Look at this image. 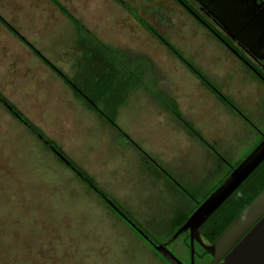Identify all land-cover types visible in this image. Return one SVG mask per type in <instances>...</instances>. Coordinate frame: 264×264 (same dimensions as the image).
<instances>
[{
	"label": "rangeland",
	"instance_id": "374dc122",
	"mask_svg": "<svg viewBox=\"0 0 264 264\" xmlns=\"http://www.w3.org/2000/svg\"><path fill=\"white\" fill-rule=\"evenodd\" d=\"M60 1L116 46L113 53L154 63L146 64L144 88L119 107L116 125L125 135L75 102L74 91L0 22V94L105 194L92 190L0 102V264H168L137 230L153 240H170L169 249L185 263L184 235L170 239L175 209L200 204L263 139L264 83L175 0L125 1L239 113L216 99L113 0ZM20 2L37 7L31 5L36 0H0V16L45 58L74 72L77 56L71 59L68 42L75 27L47 0L38 1L32 19H20L13 6ZM36 27L45 28L48 37L33 33ZM150 90L174 99L215 152L187 133Z\"/></svg>",
	"mask_w": 264,
	"mask_h": 264
},
{
	"label": "trees",
	"instance_id": "16d2710c",
	"mask_svg": "<svg viewBox=\"0 0 264 264\" xmlns=\"http://www.w3.org/2000/svg\"><path fill=\"white\" fill-rule=\"evenodd\" d=\"M49 1L75 27V37L73 39V43L77 51V58H75L76 61L73 67L74 72L72 75H68L59 68L55 67V65L47 60L35 47H33L25 38H23L10 23H8L1 16L0 22L12 34L25 43L30 48V50L38 58H40L42 62L47 64L52 69V71H54L56 75L59 76L63 82H65L71 88V90L74 91L75 97L79 98L89 110L97 113L103 120L107 121L116 130H120L116 125V117L118 115L119 107L124 104L127 97L134 90L140 87L144 88V77L146 72L150 70L146 64L148 62V64L152 65V61L148 59V57L145 58L146 61L144 63H141L138 59H132L129 61V59H125V57L122 55L113 53V50H115L114 48L116 47L111 46L98 38L79 18L74 16L68 10L63 3H61L59 0ZM113 1L127 10L148 33H150L156 40L165 46V48L175 58H177L191 72H193L203 84V86L212 91L223 104L227 105L232 111L238 112L229 98L224 95V93H222L215 84H213L191 61H189L176 46H174L166 37L160 34L154 28V26L139 17L125 0ZM198 17L200 18L199 21H204L203 17ZM199 21L197 22L199 23ZM219 35L221 34H218V36ZM227 49L238 56V53H236L237 49L234 46L227 47ZM151 69V72L154 71V67ZM151 72H149L150 75ZM146 87L150 89L148 86ZM150 91L152 92L153 98L157 100L160 106L167 110L173 116V118L181 124L187 133L215 152L213 145H211L205 139L202 133L187 118L184 117L173 99H168V97L165 96L160 90H157L158 93H153L154 91L152 90ZM0 97L6 102L5 108L7 111L13 117L18 119L23 125H25V127L30 132H32L42 142H44L46 147L52 150L56 157L63 164L73 170V172L78 177H80L82 181L86 182L88 186L92 188V190L101 193L103 196L105 195L98 188L93 178L88 175L87 172L81 169L72 159H70L55 144L53 140L48 138L37 126H35L12 102L7 100L2 94H0ZM51 145L53 146V149L59 152L65 159H62L58 154H56L55 151L51 149ZM233 168H231V171ZM223 180L224 179H222L221 182ZM263 188L264 160L250 173V175L247 176V178L242 181V183L219 205L215 211H213L207 220L199 227V232H201V235L209 241L217 237ZM181 189H183V191L188 195H192L190 192H188V190H186L185 187L181 186ZM197 206H193L191 208H186L184 206L176 207L174 217L170 221L169 233L171 235L176 231V229H178V227H180L188 215L192 213V211ZM118 211H120V209ZM146 234L148 233L146 232ZM152 241L160 242L153 239ZM153 250L159 254V252L154 248ZM186 251L189 256L190 248L187 247ZM159 255L166 263L170 264L161 254Z\"/></svg>",
	"mask_w": 264,
	"mask_h": 264
},
{
	"label": "water",
	"instance_id": "95a60500",
	"mask_svg": "<svg viewBox=\"0 0 264 264\" xmlns=\"http://www.w3.org/2000/svg\"><path fill=\"white\" fill-rule=\"evenodd\" d=\"M217 6L216 11L213 12L214 17L226 26L227 32L231 36L236 35L241 40L251 37L253 42L256 43V39H258L256 38L257 34L261 30L258 28L252 29L248 26L241 27L239 24L241 15L233 6L231 7L232 9L229 6L226 9L227 6L224 3ZM250 20H254V18L252 17ZM242 42L247 45L245 41ZM0 102L6 105L5 100L1 97ZM50 147L53 149L52 145ZM54 151L62 159H65L59 152ZM263 160L264 137L173 233L170 239H175L181 232L189 230L190 264H193V241L197 239L198 226L219 207ZM152 245L170 264H182L180 260L166 249L165 245ZM204 247L212 257L209 264H264V188L210 245H205ZM222 257V261L218 263V260Z\"/></svg>",
	"mask_w": 264,
	"mask_h": 264
},
{
	"label": "flooded vegetation",
	"instance_id": "af4514ba",
	"mask_svg": "<svg viewBox=\"0 0 264 264\" xmlns=\"http://www.w3.org/2000/svg\"><path fill=\"white\" fill-rule=\"evenodd\" d=\"M175 1L178 4H180L184 9H186L196 19V21L200 20L198 16L203 17L205 22L201 20L202 22L199 21V23L203 25L206 29H208L210 33H212V35L215 36L217 40L221 42L224 46L226 47L234 46L237 49L236 52L238 53L237 57L242 61L244 65H246L253 72V74L262 83H264V0H175ZM221 3H224V5L227 6L226 9H228V6L230 9H232L231 7L233 6L234 9H236V11L240 13L241 21L239 24L241 27L248 26L251 27L252 29L258 28L259 30H261V32L257 34L256 38L258 39H256V43L253 42V39L251 37L241 40L236 35L231 36L230 33L227 32L228 30L226 29V26L218 19H216L213 14V12L216 11V8L218 7L217 5L218 4L220 5ZM252 17L254 18V20H250ZM216 32L221 35L218 36ZM242 41H245L247 45H245ZM251 48L253 49V51ZM206 220L207 218L205 219V221ZM204 222H202L198 226L197 239L193 241V248H194L193 264H209L210 261L212 260L211 255L208 253V251L205 249L204 246L210 245L216 239V237L213 240L209 241L201 235V232H199V227ZM137 232L152 247H153L152 244H163L165 245L166 249L173 254V252L169 249L170 240L154 242L152 241V239L148 238V236H146L147 237L146 238L145 237L146 234L143 235L138 230ZM180 234L184 235L183 245L185 249L187 247L190 248L189 230L187 229L181 232ZM175 257L177 258V256ZM223 257L220 260H218V263L222 261ZM182 264H190V254L188 256V261Z\"/></svg>",
	"mask_w": 264,
	"mask_h": 264
},
{
	"label": "crops",
	"instance_id": "0c3cea01",
	"mask_svg": "<svg viewBox=\"0 0 264 264\" xmlns=\"http://www.w3.org/2000/svg\"><path fill=\"white\" fill-rule=\"evenodd\" d=\"M17 1H20V0H17ZM38 1L39 0H36V2H37V4L39 5H37V4H31L32 5V7L33 6H37L36 8H27L26 7V2H20V3H18V4H16V5H13V6H15V8L16 9H18L19 10V15H21L20 16V19H24V18H28V20H30V19H32L36 14H37V8L38 7H40V4L38 3ZM60 1V0H59ZM47 2H48V4H50L51 6H53V7H55L52 3H50V1L49 0H47ZM61 2V1H60ZM115 2V1H114ZM42 4H46V3H42ZM118 4V3H117ZM65 5V4H64ZM119 5V4H118ZM120 6V5H119ZM56 8V7H55ZM57 9V8H56ZM58 10V9H57ZM5 19V18H4ZM66 19V18H65ZM6 20V19H5ZM67 20V19H66ZM69 22V21H68ZM70 23V22H69ZM84 23V22H83ZM11 24V23H10ZM12 25V24H11ZM72 24L70 23V26H71ZM12 26H14V25H12ZM87 26V25H86ZM14 28L17 30V31H19L18 30V28L17 27H15L14 26ZM89 28V27H88ZM44 30H46L45 28H38V27H36L35 29H32V32L33 33H41V32H44ZM93 31V30H92ZM45 33V32H44ZM93 33H94V31H93ZM95 34V33H94ZM14 35V34H13ZM96 35V34H95ZM22 36V35H21ZM97 36V35H96ZM23 37V36H22ZM38 37V36H37ZM48 36L46 35V33H45V39L47 38ZM74 37H75V35L74 36H72V39L68 42V45H69V47L71 48V51H72V53H70V56H71V59H72V57H75V56H77L76 55V53H77V51H76V48H75V45H74V43H73V45H71V43H72V41H73V39H74ZM98 37V36H97ZM50 38H51V36L49 37V40H50ZM99 38V37H98ZM26 39V38H25ZM39 39V38H38ZM27 40V39H26ZM102 40V39H101ZM20 42H22L21 40H19ZM28 41V40H27ZM103 42H105L104 40H102ZM33 47H35V48H37L32 42H30V41H28ZM23 43V42H22ZM105 43H107V42H105ZM107 44H109V45H111V46H114V45H112V44H110V43H107ZM25 45V44H24ZM68 45H67V47H68ZM27 47V46H26ZM114 47H116V46H114ZM117 48H119V47H117ZM39 51V50H38ZM31 52V51H30ZM40 52V51H39ZM32 54L34 55V57H36L37 58V60H39L40 61V63L44 66V67H46V68H48L52 73H54L55 75H56V73L54 72V71H52V69L47 65V64H45L44 62H42L41 60H40V58H38L33 52H32ZM42 54V53H41ZM43 55V54H42ZM47 60H49L48 58H46ZM148 59H150L149 57H148ZM151 60V59H150ZM53 65H55V67H57V68H59L60 70H62L60 67H58L56 64H54V62H52L51 60H49ZM152 61V60H151ZM152 63H154L153 61H152ZM154 70L155 71H157L156 70V67H154ZM63 72H64V70H62ZM66 73V72H65ZM72 73H73V69H71V66L69 67V72L68 73H66V74H68V75H72ZM56 77H58L62 82H63V80L59 77V76H57L56 75ZM197 78V77H196ZM198 79V78H197ZM199 80V79H198ZM199 82H200V80H199ZM63 84L66 86V88H67V90H69V89H71L65 82H63ZM200 84L203 86V84L200 82ZM205 87V86H204ZM69 88V89H68ZM206 88V87H205ZM207 89V88H206ZM208 91H209V89H207ZM70 91V90H69ZM134 91H136V90H134ZM133 91V92H134ZM132 92V93H133ZM70 93H71V91H70ZM131 93V94H132ZM130 94V95H131ZM71 95H72V97H73V99L75 100V102H77V103H79L81 106H84V105H82L83 103L81 102H79L77 99H76V97H75V95H73L72 93H71ZM216 99H217V97H216ZM154 100V99H153ZM174 100V99H173ZM155 101V100H154ZM156 102V101H155ZM157 103V102H156ZM159 105V104H158ZM160 106V105H159ZM161 107V106H160ZM87 108V107H86ZM162 108V107H161ZM179 108V107H178ZM19 109V108H18ZM88 109V108H87ZM89 110V109H88ZM166 111V110H165Z\"/></svg>",
	"mask_w": 264,
	"mask_h": 264
}]
</instances>
